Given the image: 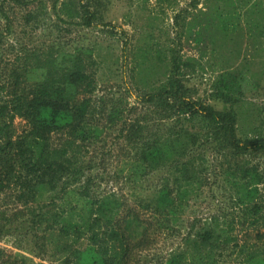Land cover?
<instances>
[{
    "label": "trees",
    "instance_id": "1",
    "mask_svg": "<svg viewBox=\"0 0 264 264\" xmlns=\"http://www.w3.org/2000/svg\"><path fill=\"white\" fill-rule=\"evenodd\" d=\"M8 2L28 4L0 0L5 20ZM243 6L252 25L248 36L264 53V0H207L208 12L196 24L197 42L221 37L231 43L243 31L238 12ZM51 7L58 22L87 29L104 25L108 4L61 0ZM179 17L174 18L177 38L193 26L181 24ZM13 46V68L5 72L11 90L8 99L0 98V240L10 238L17 250L0 248V264H221L222 250L230 246L238 248L241 264H264L259 188L264 163L253 162L264 159V128L246 129L239 121L237 103L258 88L246 70L220 71L221 62L212 64L217 74L209 98L201 100L182 77L203 67L162 44L155 52L164 63L158 72L156 64L145 65L146 45L136 60L139 73L147 71L151 78L141 79L143 91L135 98L139 110L131 106L125 113V97H93L95 85L87 73L91 48L69 49L61 42H45L41 49L23 48L18 41ZM3 49L0 43V53ZM16 116L28 128L14 136ZM60 134L65 139L51 142ZM112 134L120 142H105ZM112 144L125 154L112 177L126 187V196L100 188L101 182L114 181L105 176ZM211 151L215 158L207 156ZM218 178L227 207L187 221L186 230L176 231L177 248L152 254L157 236L175 235L189 200ZM243 223L257 228L259 244L240 243L236 230Z\"/></svg>",
    "mask_w": 264,
    "mask_h": 264
},
{
    "label": "rangeland",
    "instance_id": "2",
    "mask_svg": "<svg viewBox=\"0 0 264 264\" xmlns=\"http://www.w3.org/2000/svg\"><path fill=\"white\" fill-rule=\"evenodd\" d=\"M23 1L28 4L4 3L3 10L8 20H5L0 14V43L4 45V49L0 53V84L5 86V90L0 92L1 100L8 99V92L11 90L10 80L6 78L5 72L8 73L10 68H13L14 42H20L23 48L35 46L37 49H41L45 42L49 45L61 42L69 49L74 46H87L93 50L92 60L87 63V73L91 75L95 85L93 97L120 95L125 97L122 102L125 113L131 106H136L134 111H137L140 106L136 103L135 98L143 91L141 83L143 80L141 79L151 78L147 75V71L139 73V62L136 60V58L140 59L138 52L148 45L150 50L148 49L146 59L148 62L145 65L156 64L157 71L161 72L164 63L158 61L155 52L158 45L168 44L169 47L178 51L182 59H187L191 63L195 62V64L199 63L204 68L198 67L196 72L184 74L182 77L185 86L195 98L201 100L209 98L211 83L217 74L214 70H218L212 69V64L221 62L218 64L220 67H217L222 71L224 68L233 71L246 70L249 76L257 82L258 88L254 96H246L237 103L240 114L239 121L244 124L246 129L261 127V124L264 128V53L248 36V33H251L249 29L252 25L248 19L246 6L238 9L243 31L235 39H232L231 43L226 40V43H223L221 37L204 43L196 40L198 30L196 24L199 19H202L203 13L208 12L207 0H196L195 6H192L194 0H168L166 3L161 0H106L108 7L106 15H104V25L98 24L87 29L57 21L51 6L61 0ZM39 1H42L41 5ZM43 4H45L44 9L41 8ZM32 13L38 14L39 17L29 19V14ZM177 15L180 16L181 24L188 22L193 25L190 33H187L186 30V33L178 38L174 31V18ZM182 27L185 30L187 25ZM3 64H5L4 70L2 69ZM148 88L149 86L146 87V89ZM11 126L14 136L28 128L27 122L19 116L11 120ZM113 135H108L105 142H120L113 138ZM60 137L62 140L65 139L64 134L53 135L51 142L57 144ZM110 149V155L105 161L107 164V175L105 176L110 174L114 181L101 182L100 188L106 191H119L121 196H126L128 192L126 187L112 177L114 168L120 164L119 160L121 161L125 154L120 147L113 144ZM207 156L215 158L212 151ZM222 159L220 156L216 160V165L219 168H221L220 161ZM253 162L263 166L264 159H255ZM215 180V182L213 179L207 181V185L202 186V189L196 193L199 194L189 200L182 218H179L174 225L175 235L161 234L157 236L155 243L152 244V254L158 256L161 252L164 254L177 248L180 240L176 231L186 230L187 221L189 222L193 218L204 219L216 209L227 207L222 178ZM259 188L261 189L260 200L264 203V183ZM143 214L141 212V215ZM256 230L257 228H249L244 223L243 225L238 224L236 235L241 244L249 247L250 244L260 243L256 238ZM246 232H248L247 235ZM260 232H264L263 229H260ZM11 241L10 238L0 240V248L11 253L15 252L17 249L14 248ZM222 257L221 264H241L242 259L237 247H225L222 250ZM35 262L38 263L39 259L35 258ZM42 262L58 264L48 260H42ZM152 262L154 261L152 260Z\"/></svg>",
    "mask_w": 264,
    "mask_h": 264
}]
</instances>
